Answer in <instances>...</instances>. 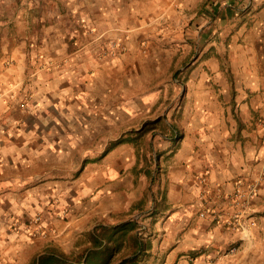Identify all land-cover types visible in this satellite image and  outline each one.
<instances>
[{"label":"crops","instance_id":"1","mask_svg":"<svg viewBox=\"0 0 264 264\" xmlns=\"http://www.w3.org/2000/svg\"><path fill=\"white\" fill-rule=\"evenodd\" d=\"M32 1L39 42L0 0V264L128 221L116 261L264 264V0Z\"/></svg>","mask_w":264,"mask_h":264},{"label":"trees","instance_id":"2","mask_svg":"<svg viewBox=\"0 0 264 264\" xmlns=\"http://www.w3.org/2000/svg\"><path fill=\"white\" fill-rule=\"evenodd\" d=\"M139 228L136 221H128L113 227L96 226L92 231L91 247L86 251L83 260H72L55 252L41 254L31 264H136L135 254L116 261L117 254L130 241L133 249L141 250L143 243L132 237V232Z\"/></svg>","mask_w":264,"mask_h":264},{"label":"rangeland","instance_id":"3","mask_svg":"<svg viewBox=\"0 0 264 264\" xmlns=\"http://www.w3.org/2000/svg\"><path fill=\"white\" fill-rule=\"evenodd\" d=\"M29 2H30V0H15V3H14V5H12V6H9L10 7V9L12 8V9H14V12H15V21H14V28H15V30H18L19 32H21L20 30H26L27 29V31H28V28L30 29V30H32V28H33V26L36 28V30H35V33L33 32V34H35L34 35V39L36 40V42L38 41H40V39L42 38H44V34L42 33V31H41V28H42V22L41 21H36V20H32V18H31V16H30V18H28V21H29V24L31 25V26H29V27H27V22L25 21V20H19V17H20V15H19V13H21V11L24 9H26L25 11H29V12H32V10H31V7H30V5H29ZM33 3H35V8H39V7H44L45 9H50V7L52 8V11L55 13L56 12V10H54L55 8H54V6H53V4H51V5H48V4H46V5H42V3H40V2H38V0H33L32 1ZM34 7V6H33ZM2 8H6L5 6H2V5H0V10L2 9ZM4 10V9H3ZM2 23H1V21H0V25H1ZM38 27H41V28H38ZM88 30H89V32H93V31H95V28H88ZM118 39V36L117 37H114V38H107V37H104V35L103 34H101V35H98V37L96 36V40H98V42H99V47H100V51H99V56L100 57H103L102 56V50H103V48H105L107 45H108V43L109 42H111V41H113V40H117ZM127 39V37H125V40ZM34 45H37L36 43H33ZM36 48V47H35ZM117 55H119V54H117ZM116 55V56H117ZM109 57H115V56H109ZM103 58H106V57H103ZM52 62H56V61H52ZM49 64L50 63H47L46 65H43V67H49ZM38 66V65H37ZM39 67V66H38ZM37 67V70L39 69ZM41 68V67H40ZM50 69V68H49ZM37 70H35V71H37ZM83 120H86V118H82ZM112 123H115L114 122V120L112 119V121H111ZM48 136V139H56V140H60V137H63L64 136V134H59V133H48L47 134ZM95 135H98V134H95ZM112 137H115V136H117L118 134H116V133H111L110 134ZM90 134H87V133H80V134H78V137H79V139L80 140H82L83 142H86V141H89L91 138H90ZM61 167V166H60ZM36 216H39V215H36ZM35 216V217H36ZM34 217V216H33ZM34 217V218H35ZM34 218H32L29 222H28V224L30 223L31 224V221H33L34 220Z\"/></svg>","mask_w":264,"mask_h":264},{"label":"built area","instance_id":"4","mask_svg":"<svg viewBox=\"0 0 264 264\" xmlns=\"http://www.w3.org/2000/svg\"><path fill=\"white\" fill-rule=\"evenodd\" d=\"M124 39L125 37L122 36V37H119L117 40H113L109 42L108 45L105 48H103L102 56L103 57L116 56L117 54L123 52L125 50ZM262 178L264 179V172L262 173ZM256 191L257 190L255 186L251 187L249 191L250 196H253ZM40 221H41V217L36 216L35 219L31 221L30 225L32 224H34L35 226L41 225ZM41 233H44V231H42V226L41 228L39 227V230L32 231V234L34 235L41 234ZM234 250L235 249H233L232 251Z\"/></svg>","mask_w":264,"mask_h":264}]
</instances>
